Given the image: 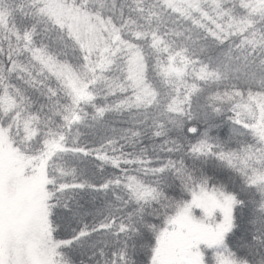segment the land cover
Returning a JSON list of instances; mask_svg holds the SVG:
<instances>
[{
  "label": "snow or ice",
  "instance_id": "snow-or-ice-1",
  "mask_svg": "<svg viewBox=\"0 0 264 264\" xmlns=\"http://www.w3.org/2000/svg\"><path fill=\"white\" fill-rule=\"evenodd\" d=\"M0 264H264V0H0Z\"/></svg>",
  "mask_w": 264,
  "mask_h": 264
}]
</instances>
